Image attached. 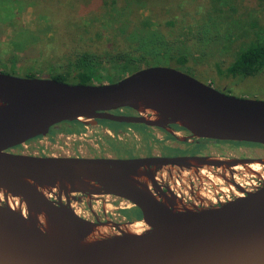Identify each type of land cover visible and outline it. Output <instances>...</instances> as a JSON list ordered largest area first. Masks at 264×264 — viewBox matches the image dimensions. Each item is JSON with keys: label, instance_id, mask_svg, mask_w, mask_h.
Listing matches in <instances>:
<instances>
[{"label": "water", "instance_id": "95a60500", "mask_svg": "<svg viewBox=\"0 0 264 264\" xmlns=\"http://www.w3.org/2000/svg\"><path fill=\"white\" fill-rule=\"evenodd\" d=\"M123 108L137 115L113 113ZM98 119L178 124L197 138L264 145V100L225 93L174 67L147 66L102 84L0 72V264H264V183L197 206L180 199L171 179L157 180L174 171L245 161L12 151L60 123ZM76 194L124 199L141 217L121 224L87 219L71 204ZM9 196L19 198L22 209L11 208ZM136 221H144L142 233L121 228ZM107 224L117 233L89 239Z\"/></svg>", "mask_w": 264, "mask_h": 264}, {"label": "rangeland", "instance_id": "374dc122", "mask_svg": "<svg viewBox=\"0 0 264 264\" xmlns=\"http://www.w3.org/2000/svg\"><path fill=\"white\" fill-rule=\"evenodd\" d=\"M12 6L20 26L4 27L0 31L1 39H16L24 42V45H35L42 49L46 61L39 66L37 62L18 63L14 70L7 63V66H0V72L17 77L34 73L37 77L50 78L56 73L72 71L73 68L68 65L76 53L91 51L101 59L98 69L102 81L109 83L110 76L121 79L145 67L136 61L135 53L128 57L121 56L132 53L140 39L157 32L173 43L174 53L171 55L182 53L188 57V62L181 66L167 58L155 65L177 68L237 97L264 100V70L246 78H233L226 72L240 51L253 42L264 41V0H49V8L40 4L39 8L33 9L31 3L27 2L22 6ZM43 7L49 9V22L35 12L38 10L45 15L47 11L42 10ZM17 31L23 34L17 36ZM128 58L134 62L131 63ZM83 124L82 130L74 132H67L70 127L68 123L59 124L50 135L36 139L29 145L48 155L92 156L107 155L112 149L131 146L139 153L152 148L157 153L162 143L169 139L157 132L153 135L157 140L149 143L139 133L136 132V137L127 128L131 125L123 123ZM110 127L127 129L124 131L129 134L125 133L122 139L115 141ZM195 147L197 150L211 151V154L219 153L218 156L224 154L223 158L245 162L230 167L174 171L170 176L165 173L166 179H171V187L184 203L197 206L203 203L218 204L232 199L243 187L251 190L264 183V147L204 140ZM231 167L233 170L229 169ZM229 171H233L234 176ZM254 171L256 174L252 173ZM84 196L96 211L112 213L117 218L130 207L129 202L114 196ZM85 209L87 217H90L87 206Z\"/></svg>", "mask_w": 264, "mask_h": 264}, {"label": "trees", "instance_id": "16d2710c", "mask_svg": "<svg viewBox=\"0 0 264 264\" xmlns=\"http://www.w3.org/2000/svg\"><path fill=\"white\" fill-rule=\"evenodd\" d=\"M27 3H31V5L35 9L39 8L40 4H44L47 8H49V0H25ZM40 1V2H39ZM23 0H0V31L4 29L6 26H14L17 28L20 26L19 20L15 19V9L12 6L13 4L21 5L22 3H26ZM42 10L47 11L46 14L40 13L36 10V14L40 15L41 18L44 17L43 20L45 22H49V9L45 7ZM214 12V11H211ZM13 19H15L13 21ZM18 25V26H17ZM23 34L21 31H17V36ZM0 34V66H7L11 64L12 69H16L18 63L25 64L35 63L37 62V66L44 63L46 58L42 49L36 47L35 45H24L25 43L19 40H8L2 41ZM2 45H7L8 47H3ZM138 47L135 51L127 52L122 54L121 58L128 57L129 55L135 53L137 54V60L140 64H144V66H150L155 64H160L165 59L170 58L174 60L176 64L184 66L188 62V57L182 53H177L178 55H171L174 53L173 43L171 41H167L157 32H152L149 35H146L138 42ZM10 47V49H9ZM130 62H134L131 58ZM5 61V62H4ZM4 62V63H3ZM101 62L99 56L91 51L78 52L74 55V59L71 60V63L68 65L71 66L75 70L65 71L62 73H56L52 75L50 78L56 79L59 81H64L72 84H102L104 83L103 77L99 74L98 65ZM26 68V67H25ZM141 69V68H139ZM18 70V69H17ZM37 70H40L37 67ZM264 70V41L260 42L259 40L251 43L246 47V49L240 51L235 60L227 67L226 72L229 76L236 78H246L250 76H255L258 73ZM41 71V70H40ZM27 77H37L34 73H31ZM109 82H116L120 80V78L116 79L113 77H109ZM122 79V78H121ZM116 110L115 112H118ZM104 124L109 123L108 120H99ZM70 125L67 132L70 131H80L84 128V124L79 121H69L64 122ZM111 123H118L112 121ZM119 124V123H118ZM126 214L129 213V210L124 211ZM138 213V218L141 217L140 213ZM135 213V212H134ZM132 214V212L130 213Z\"/></svg>", "mask_w": 264, "mask_h": 264}, {"label": "flooded vegetation", "instance_id": "af4514ba", "mask_svg": "<svg viewBox=\"0 0 264 264\" xmlns=\"http://www.w3.org/2000/svg\"><path fill=\"white\" fill-rule=\"evenodd\" d=\"M115 114H119V115H137V112L128 109V108H123L120 109L118 112H113ZM99 120H103V119H98L97 122L98 123H102L99 122ZM106 121V120H105ZM110 121V120H108ZM112 122V121H111ZM119 123V122H118ZM62 124V123H60ZM125 125H131L128 126L127 128L130 131H133L134 135L137 137V134L139 133L140 137L143 139H146L145 141L152 143L155 142L157 139H155V137L153 135H155V133L157 132H161L162 134H164L166 137H169L168 142H164L161 145V150L159 152H155L153 151V148L151 150H146L143 153H139L137 151H135L134 147L131 146L129 148H122V149H112L110 151V154H102V155H92V156H83V155H70V157H107V158H121V159H129V158H140V157H151V156H161V157H177V156H210V157H215L218 156L217 154H211V151H204L203 149H199L197 150L195 146L200 145L201 141H206V142H215V143H227V144H235V145H253V146H258V147H264V145L262 144H253V143H244V142H235V141H217V140H211V139H203V138H197L195 136H193V134L186 128L178 125V124H169L166 127H158V126H148L142 123H123ZM59 125V124H58ZM58 125H55L51 128V131L49 132V135L53 132V130L58 127ZM141 127L140 130H138ZM110 130V134L112 135L113 139L115 141H119L120 139H122L123 136H125L126 134H129L128 131H124L127 129L124 128H109ZM152 137H151V135ZM48 135V134H47ZM46 136V135H45ZM45 136H39L36 137L34 139H31L29 141L26 142V144L24 145H19L17 147H14L12 149L13 152L16 153H25V154H30V155H38V156H59V155H48L45 151L39 149V148H31V146L29 145V143H31L32 141L45 137ZM113 154V155H111ZM224 154H220L218 157L221 156V158H223ZM261 159V158H260ZM229 169H232L229 168ZM233 170V169H232ZM229 174L231 176H234L233 171H229ZM165 189V188H164ZM243 189H246L243 187ZM166 190V189H165ZM87 197L84 195H74L71 198V204L73 207H75V210L77 211V213L79 215H81L82 217H85L87 219L93 220V221H102V222H107V221H111L113 223L116 224H121V223H125L127 221H132L135 219H139L138 218V213L136 212V210L133 207H129L128 210L130 211L129 213H125L123 214L120 218H117L115 215H113L112 213L109 214L107 212L102 211V213L100 211H96L93 206L91 205V203H89L87 201ZM103 200V199H101ZM86 201L88 203H86ZM86 203V204H85ZM84 206V207H83ZM87 206L88 210L90 211L91 215L90 217H87L86 214V209L85 207ZM132 212V214H130ZM135 212V213H134ZM109 214V215H108Z\"/></svg>", "mask_w": 264, "mask_h": 264}, {"label": "bare ground", "instance_id": "6f19581e", "mask_svg": "<svg viewBox=\"0 0 264 264\" xmlns=\"http://www.w3.org/2000/svg\"><path fill=\"white\" fill-rule=\"evenodd\" d=\"M147 113H150V112H147ZM250 153V152H249ZM260 155V154H259ZM257 160H255L256 162ZM258 164V163H257ZM255 165V164H254ZM249 166V165H248ZM257 166V165H255ZM245 167V166H244ZM259 167V166H258ZM261 167V166H260ZM253 168V167H252ZM257 170V169H255ZM248 171V170H247ZM260 172V171H259ZM228 173V172H227ZM252 173H255L252 172ZM226 174V173H225ZM256 174V173H255ZM243 175V174H242ZM248 178V177H247ZM243 179V178H242ZM157 180L159 182H163L165 181V176L164 175H159L157 177ZM238 181V179H237ZM264 181V180H263ZM254 182V181H253ZM242 183V182H241ZM250 183V182H248ZM230 184V183H228ZM224 186V185H223ZM226 187V186H225ZM232 187V186H231ZM239 187V185L237 186ZM230 189V188H229ZM240 189V188H239ZM236 192V191H235ZM238 192V191H237ZM19 198H15V197H12V196H9V198L7 199L6 198V202L9 204V206L15 210H19V209H22L21 205L19 204ZM4 201V199L2 198L1 196V191H0V203H2ZM106 203V202H105ZM104 206V205H103ZM130 208H131V205H130ZM40 223H44L45 222V216H41L40 217ZM124 226H126L125 228H123ZM121 228H123L125 231L127 232H130V233H142L146 227H145V223L144 221H136L134 222L133 224H125V225H122ZM117 231H115V229L113 228V226H111L110 224H107L106 226H103V227H97L94 229V232L91 234V236L89 237V239L92 241V240H95L99 237H107V236H110L111 234H116Z\"/></svg>", "mask_w": 264, "mask_h": 264}]
</instances>
